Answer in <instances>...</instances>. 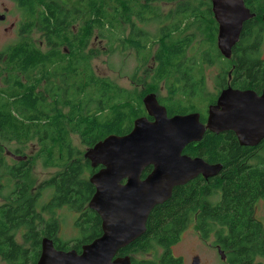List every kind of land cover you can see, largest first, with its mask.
<instances>
[{"label": "trees", "instance_id": "1", "mask_svg": "<svg viewBox=\"0 0 264 264\" xmlns=\"http://www.w3.org/2000/svg\"><path fill=\"white\" fill-rule=\"evenodd\" d=\"M13 1L25 9V15L30 12L36 16L40 31L47 30L51 38L54 31L56 38L63 37L57 24L59 19L73 13L66 10L67 6L53 5L49 0ZM128 1L132 3L133 0H80L83 9L77 14L87 20L88 27L92 19L98 28L103 29L104 37L111 39L122 32L120 17ZM243 1L254 16L243 24L239 41L234 46V76L239 80L231 82L240 90L260 91L264 89V60L259 58L264 31V0ZM183 25L192 27L191 41L194 45L198 42L205 45L200 58L212 65L219 63L217 26L210 3L208 0L188 1L178 6L175 17L163 28L161 48L153 54L161 78L174 73L182 61L181 57L185 56L189 43L188 39L181 42V31L185 30ZM250 29L254 30L253 36L246 35ZM175 31L179 32L177 36ZM200 34L204 37L195 42ZM62 43V39L55 42L57 46ZM10 56L16 59H11V63L17 65V80L15 86H0V144L15 142L14 149H7L9 153L27 159L8 163L4 155L9 153L0 147V181L6 192L5 203L0 205V260L3 264H35L43 238L51 239L58 250L79 251L80 241L62 242L58 238L59 222L55 209L68 207L82 212V218L76 225H84L92 235L87 243L99 234L93 213L86 208L94 192L87 175L97 169L94 170L83 158V152L73 145V138L78 137L83 146L91 147L108 135L126 134L133 120L139 116L142 102L141 97L133 102L134 95L130 96L109 79L95 77L83 55L71 56L67 60L56 48L44 54L36 47L21 43L10 50ZM70 62L80 64V71L70 73L66 68L61 70L65 63ZM50 63L55 64L52 72L62 71L64 74V86L48 82L45 74ZM26 69H31L33 75H24L26 81H22L20 74H25ZM198 73L202 74V70L195 72ZM201 74L194 76V83L189 85L193 90V104L186 106L184 101L183 106L179 105L181 100L178 97L175 100L177 104L166 107L168 116L195 112L196 98H206ZM167 90L173 93L176 88L171 83ZM159 99L164 101L166 97ZM29 143L37 145L35 156L24 153ZM259 146L241 147L234 134L209 131L200 142L188 144L183 154L200 156L209 164H220L222 169L216 176H198L175 187L170 199L151 211L145 232L136 241L149 239L154 242L153 245L162 251L163 264H180V259L172 257L170 247L180 241L189 222L200 221L198 229L203 237L210 233L208 225L213 224L219 227V230L215 229L217 239L247 240L248 247L264 246L254 243L264 238V228L254 220L255 203L264 197V143ZM36 160L57 171L40 185L39 191L30 195L32 162ZM40 190L51 193L50 202L43 206L49 211L48 219H44L36 209ZM17 237L22 243L17 242Z\"/></svg>", "mask_w": 264, "mask_h": 264}, {"label": "water", "instance_id": "2", "mask_svg": "<svg viewBox=\"0 0 264 264\" xmlns=\"http://www.w3.org/2000/svg\"><path fill=\"white\" fill-rule=\"evenodd\" d=\"M209 2L217 24L216 48L229 59L243 24L254 14L243 0ZM142 103L151 121L138 117L127 134L108 135L83 154L93 169L100 166L88 178L94 192L87 207L101 218L102 235L83 245L80 253L58 250L51 239L43 238L35 264H128L127 259L112 263L111 258L145 232L154 207L170 199L175 187L198 176H216L222 169L220 164L183 154L187 144L200 142L206 131H231L241 147H254L264 139V91L260 95L251 90L221 91L207 107L204 122L198 112L168 117L154 93L147 94ZM148 167L150 172L141 179ZM197 262L192 260V264Z\"/></svg>", "mask_w": 264, "mask_h": 264}, {"label": "flooded vegetation", "instance_id": "3", "mask_svg": "<svg viewBox=\"0 0 264 264\" xmlns=\"http://www.w3.org/2000/svg\"><path fill=\"white\" fill-rule=\"evenodd\" d=\"M10 1L12 4L9 7H5L4 4H1L3 14H0V16L3 15L4 18L0 19V21L2 23L5 22L6 21L5 18L8 16V10L10 9V7H14L15 12H18L20 14V22L13 23V21H11L7 28L8 31H13L15 26L19 24L17 26L15 40L10 43L3 42L0 44L1 46L0 48V86H15L16 84L15 81L17 80V72H16L17 65L15 63H11V59L13 60H16V59L10 56V50L12 48L17 47L18 44H21V43L27 44V46L36 47L40 51H42L44 54H47L53 48H56L60 51L61 55L64 54L67 60H69L71 56L79 57L80 55H83L86 58L87 62L89 63L88 68L91 70V73L95 77H98L95 73L92 72L91 61L96 56L99 49L104 50L111 42L118 40L119 34L111 39L105 38L103 35L104 33L103 29L98 28L93 23L92 19H90V25L88 27L87 20H83L82 16L80 14H77V12L81 13V9H83L82 5L80 4V0H75L73 3L69 2L68 0H49L50 4L58 5L60 7L67 6L66 10L73 12L65 16L64 19H59L58 21L59 24L57 25L62 30V34L64 35L61 38H56L55 36L53 40L49 36L50 34L47 30H42V31L39 30L40 25L38 26V22L34 14L30 15V12H29V14L25 15L24 13L25 9L21 7V5H19L17 1H13V0H10ZM188 1L190 3L194 2V0H133L132 3L128 1L129 5L127 4L125 9L122 8L123 15L120 17L121 18V31H122L121 33H123V37H124L121 40L122 47L125 50H127L128 48H133L140 61V65H147L149 61H152L151 65H148L147 67H145V70L143 73L144 78L142 82L147 81L148 83L150 82L154 83V88H153L154 90L147 94L154 93L156 95L158 103L164 106L165 108L167 106H171L172 104H177L175 103V100H177L178 97H180V100H181V103H179V105H182L184 101L186 102V106L193 104V101H192L193 90H191V88L189 87L190 84L194 83V74H193L194 66L192 62L193 58H191V56H193L195 45L191 41L192 40V32H191L192 27L191 26L188 27L186 25L182 26V29L185 28V30L181 31V37H182L181 42H184V39H188L187 43L189 44H188V47L186 48L185 55L189 54L190 58H186L185 62L181 61L177 70L174 73L170 75H166L165 77L161 78L162 75L159 76L157 73L158 64L154 62L155 57L153 56V54L156 53L159 47L161 48L163 28L166 27L175 17V13L178 10V6ZM114 3H116V1H114ZM163 8H166V10H163ZM22 15L25 19V22H23ZM148 28H150V30ZM34 29H36L37 32L40 33V36H38V38L35 41L32 38L28 39L26 37V35L28 33L33 32ZM4 32H6L5 29H4ZM175 32H177L176 34L177 36L179 32L178 31H175ZM216 32H217V28H216ZM164 33L166 34V32ZM253 33H254L253 29L246 31L247 36H253L254 35ZM262 34L264 36V31H262ZM61 39L63 40V43L60 46H57L55 42L58 43L60 42ZM103 41L106 42L105 47L101 45ZM100 45H101V48H100ZM234 46L231 49V55L229 59H225L224 57H221L220 55L219 63L218 65H216L218 72L215 75V79H218V82H216V86L214 87L215 88L214 99L211 102H208L209 105L215 103L220 92L223 90L230 88L232 90L243 91L238 88H235L234 87L235 85L233 84V82H231L232 80L234 82H237L239 80V78H236L234 76L235 75L234 69L236 67L235 59L233 55L235 51ZM147 53H150L148 60H146ZM259 58L261 60H264V57H259ZM122 65L124 66L125 62ZM54 66L55 64H52V63L46 66L48 72L45 74L46 75L45 77L48 79V82H54V83H58V85L60 86H64L65 78H62L64 74L62 73V71L59 73L52 72L51 68ZM65 68L70 73H72V71H74L73 73H76L80 71L81 65L78 63L70 62V63H65L64 66L61 68V70H64ZM24 75L27 77H31L33 75V72L31 69H26L25 74H20V79L22 81H26ZM132 79H135V82H136L135 84H133V87L138 86L137 83L141 82L140 78H132ZM165 80H169L170 82H172L174 87L176 88V91L173 93H170L168 90L166 91L162 90L163 92H165L166 99L164 101H161L157 94V91H158L157 85L161 89L162 81H165ZM69 81L71 82V79H69ZM76 83L77 82L74 81V84ZM204 83L207 88L208 86L206 85L205 78H204ZM244 90H251V89H244ZM251 91H254L256 94L260 95L264 91V89H261L260 91L258 89H254ZM141 104L142 106L140 108L139 116H137L136 118L140 116H146L148 120L151 121L152 118L147 116L143 103ZM167 116H168V113H167ZM168 117H171V116H168ZM223 133L233 134V132L231 131H225ZM10 143H15V142H10ZM262 143H264V139L262 140V142H260L258 145L254 147H258L259 145H260L259 147H261ZM7 145L8 144L6 143H2L0 144V147L9 153V151L7 150L9 148L7 147ZM87 148L88 147H86V149ZM247 148H251V147H247ZM4 157H8L16 162L17 159H14V158L19 157V156L9 153V155L6 154ZM194 157H200V156H194ZM99 168L100 166L96 167L94 170L97 169L96 171H98ZM148 168H146L147 171L145 170L143 171V173H145L143 177H142L143 173L141 174L142 179L150 172L151 167H148ZM2 186H3V183L2 181H0V198L2 200L0 205L4 204L5 199H6V196L3 195L4 191L2 189ZM39 200L40 199L38 198L37 201ZM50 200H51V196L48 199V203L50 202ZM259 201H264V197L259 198V200L255 203V207ZM36 209L43 216L45 215V213L47 214L49 213V211L45 210V208L43 207L36 208ZM56 210L57 209H55L54 211ZM75 213L78 215V219L75 223L76 225L79 222V220L82 218V212H75ZM92 213H93L94 221L97 223L99 234L97 237H95L94 239H92L90 242L87 243L86 241L92 235L86 230L84 225L82 226L80 224H78V226L76 225L77 227L83 230H86L88 232V237L80 241L81 245H80L79 251H77L78 253H80L81 247L83 245L91 243L92 241H94L95 239L99 238L102 235V220L96 213H94L93 211ZM44 219H48V218L44 217ZM254 220L260 223L261 227L264 228L263 222L255 216V211H254ZM207 228L208 230H210V232H213L212 234L213 236L215 233V229L219 230V227L213 224L209 225V227ZM222 228H225V227L222 226ZM145 229H146V224H145ZM199 240H201L200 245L198 247H195L196 250L192 252L190 255L191 264L194 258L197 259L198 261L197 264H203L202 262L203 254L205 253L206 248L209 249V251H207L208 258H209L208 264H264V254H261L264 251V246L255 245L253 247H248L247 244L249 243V241L247 240H236V239L233 240V239H226V238L217 239L213 237V240H210V239H203V236H200ZM136 243H145V244L138 245ZM151 243L152 245H150ZM178 243L170 247V252L173 258L181 260L180 264H185L184 260L181 259V257L174 255L172 252L175 246L178 245ZM254 243L264 245V238H260V240H255ZM153 244L154 242H152L149 239H147V241L146 240H142V241L135 240V242L133 241L132 243L126 245L125 247L119 248L114 253L113 257L111 258V262L113 263L115 261L127 259V261L129 262L128 264H163L161 262V257H160L161 249ZM213 251L216 253L217 256L214 257L213 262H212L210 253ZM247 252H249V254H247Z\"/></svg>", "mask_w": 264, "mask_h": 264}, {"label": "rangeland", "instance_id": "4", "mask_svg": "<svg viewBox=\"0 0 264 264\" xmlns=\"http://www.w3.org/2000/svg\"><path fill=\"white\" fill-rule=\"evenodd\" d=\"M69 2L73 3L75 0H68ZM1 4H4L5 7L11 6L10 0H0V14H3L2 6ZM14 7H10L8 10V16L5 18V22L0 21V44L3 42L10 43L15 40L16 38V31L17 26L16 25L13 31H8L7 28L11 21L13 23L20 22V14L18 12H15ZM163 10H166V8H163ZM23 22H25V19L22 15ZM4 29L6 32H4ZM150 30V28H148ZM40 36V33L37 32L36 29L33 30V32L28 33L26 37L28 39L32 38L34 41ZM56 36V33L54 31L52 35V39H54ZM202 36L200 34L196 41L197 42ZM123 33H119V39L111 42L106 49L104 50H98V53L91 61L92 66V72L95 73L98 77H103L109 79L111 82L117 84L121 89H124L126 92L129 93L130 96L134 95L133 102H137L139 98L141 97V102L143 98L147 95V93L152 92L154 89V83L147 81L142 82L144 78V70L145 67L152 64V61H149L147 65H140V61L136 55V52L133 48H128L125 50L122 47V39H123ZM56 40V39H55ZM104 47L106 46V42L103 41L101 43ZM100 45V48H101ZM193 56H191L192 62H193V74L195 77H198L201 73L195 74V72L202 70L203 77L205 78L206 85L208 86L206 88L205 86V97L206 98H196V107L193 109V111L198 112L200 114L201 119L206 118L207 114V106L209 105L208 102H211L214 99L215 94V86L217 79H215V75L218 72L217 66L209 64L207 62H204L205 59H201V53L205 49V45L195 43ZM260 56L264 57V36L261 38L260 43ZM1 48V46H0ZM105 51V52H104ZM196 55V56H195ZM186 58H190L189 54H186L185 56L181 57L182 61H185ZM204 63H200V62ZM125 62V65L122 64ZM204 64V65H202ZM138 68V69H137ZM132 78H140L141 82L137 83L138 86L133 87V84H135V79ZM146 82V83H145ZM169 80L162 81L161 89L157 85V94L159 98L166 97L165 92L168 84H171ZM140 85V86H139ZM128 90V91H127ZM129 96V98H130ZM128 98V100H129ZM176 115V114H175ZM144 117V116H140ZM133 126V122H132ZM132 129V127H131ZM130 129V130H131ZM129 130V131H130ZM128 133V132H127ZM126 133V134H127ZM118 135V134H117ZM73 145L83 153L85 152L86 147L83 146L80 143V140L78 137L73 138ZM9 149H14L16 147L15 143H9L7 145ZM37 150V145L35 143H29L27 145L26 150L24 151L26 156H35V152ZM4 155V154H3ZM5 156V155H4ZM6 161L8 163H12V159L5 157ZM57 169L54 168H47L42 165L40 160H36L32 162V172H31V180L33 182L32 189L30 191V195H33L34 191H39L40 185L52 177ZM90 175H87L89 177ZM41 197L38 201V207H43L48 203V199L51 196V193L49 191L40 190ZM6 192H3V195H5ZM5 197V196H3ZM2 202L0 198V203ZM255 216L261 220L264 224V201H259L256 204V207H254ZM43 216V215H42ZM43 217L50 218V214L45 213ZM55 217H57L59 222V232H58V238L62 242L67 241H73V240H79L82 241L84 238L88 237V232L86 230H83L75 225L78 215L71 211L68 207H62L60 209H57L55 211ZM198 224L195 221L189 222V226L184 230L182 233L181 239L177 246L173 249V254L181 257V259L184 260L185 264H191V258L190 255L192 252H194L196 249L195 247H198L201 243V240H199L200 236H203V234L200 233L198 229ZM213 232L208 233L207 236H204L203 239H210L213 240V237L216 238L215 233L214 236L212 235ZM17 242L21 243V240L19 237H17ZM206 248V247H205ZM209 249L206 248L205 253L203 254V264H208V253ZM162 252V251H161ZM216 253L213 251L210 253V257L213 259L216 257ZM211 262V263H212ZM0 264H3L0 260Z\"/></svg>", "mask_w": 264, "mask_h": 264}, {"label": "bare ground", "instance_id": "5", "mask_svg": "<svg viewBox=\"0 0 264 264\" xmlns=\"http://www.w3.org/2000/svg\"><path fill=\"white\" fill-rule=\"evenodd\" d=\"M135 42H136V41H135ZM131 45H132V44H131ZM149 45H150V44H149ZM152 46H153V45H152ZM189 50H190V49H189ZM164 108H165V107H164ZM165 109H166V108H165ZM166 113H167V111H166ZM176 115H178V114H176ZM173 116H174V115H173ZM171 117H172V116H171ZM209 132H210V131H209ZM205 133H206V132H205ZM205 133H204V134H205ZM203 136H204V135H203ZM202 138H203V137H202ZM187 145H188V144H187ZM187 145H186V146H187ZM186 146H185V147H186ZM185 147H184V148H185ZM183 150H184V149H183ZM182 153H183V151H182ZM185 155H186V154H185ZM142 173H143V172H142ZM140 178H141V177H140ZM141 179H142V178H141ZM192 218H193V217H192ZM195 223H196V221H195ZM186 224H187V223H186ZM197 224L200 225V221H199V223H197ZM208 226H209V225H208ZM198 227H199V226H198ZM184 229H185V228H184Z\"/></svg>", "mask_w": 264, "mask_h": 264}]
</instances>
